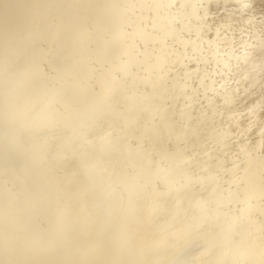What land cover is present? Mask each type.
<instances>
[{
  "label": "clouds",
  "instance_id": "clouds-1",
  "mask_svg": "<svg viewBox=\"0 0 264 264\" xmlns=\"http://www.w3.org/2000/svg\"><path fill=\"white\" fill-rule=\"evenodd\" d=\"M28 2L51 14L0 22V264H264V97L232 110L264 0Z\"/></svg>",
  "mask_w": 264,
  "mask_h": 264
},
{
  "label": "snow or ice",
  "instance_id": "snow-or-ice-1",
  "mask_svg": "<svg viewBox=\"0 0 264 264\" xmlns=\"http://www.w3.org/2000/svg\"><path fill=\"white\" fill-rule=\"evenodd\" d=\"M50 9L40 4L28 2V0H4V3L0 5V22H3L5 27L15 25L18 28L22 27L25 21L34 20L40 16L50 15ZM146 109L151 110L154 106V102L147 96L140 97L139 101ZM224 103H231V98L225 96ZM125 124L131 126L134 123V118L124 117ZM215 137L217 141H222L224 138V131L222 129L216 130ZM55 156L62 158L66 155L62 150L57 148L55 150ZM179 155L178 152L173 153ZM92 219V213L87 209V206H82L78 212H76L70 220V224L73 226L85 227Z\"/></svg>",
  "mask_w": 264,
  "mask_h": 264
},
{
  "label": "bare ground",
  "instance_id": "bare-ground-1",
  "mask_svg": "<svg viewBox=\"0 0 264 264\" xmlns=\"http://www.w3.org/2000/svg\"><path fill=\"white\" fill-rule=\"evenodd\" d=\"M259 10L264 11V4L259 5ZM262 97H264V91H261L259 86H257L254 90L238 96V98L235 100L234 104L232 105V110L245 114L241 118L242 127L247 125V109L257 106ZM257 117L260 120H264V111L257 110ZM250 135H254V131L250 133Z\"/></svg>",
  "mask_w": 264,
  "mask_h": 264
}]
</instances>
